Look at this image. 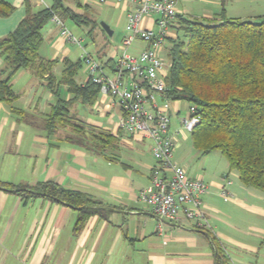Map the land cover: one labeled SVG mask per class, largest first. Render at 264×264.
I'll return each mask as SVG.
<instances>
[{"label": "crops", "instance_id": "0c3cea01", "mask_svg": "<svg viewBox=\"0 0 264 264\" xmlns=\"http://www.w3.org/2000/svg\"><path fill=\"white\" fill-rule=\"evenodd\" d=\"M3 1L14 10L0 18V38L18 26L25 16L26 2L38 11L49 8L53 0ZM135 1L63 0V4L79 14L78 9H85L91 19L95 12L91 2L105 4L119 10L126 19ZM222 9L226 18L255 21L264 17V0H179L176 10L178 15L211 20ZM144 26L155 29L150 19ZM95 33L96 37L93 32L89 37V54L95 55L105 69H112L117 60H112L109 53L113 32L111 36L103 29ZM79 40L82 51V39ZM121 41L116 51L121 52ZM73 45L76 44L60 37L53 20L43 28L38 55L57 62L52 70L57 81L64 59H80ZM88 79L85 66L74 77L79 85ZM10 85L16 98L10 104L0 102V264H215L212 238L228 264H264V195L244 187L236 173L223 176L224 169L216 168L218 163L207 164V155L195 149L202 161L194 166L190 160L192 151L180 144L187 138L184 132L180 140L178 130L171 132L175 142L172 159L185 168L190 178L207 185L201 200L208 231L193 229L181 221L162 220L139 200L155 164L152 142L119 128L122 112L111 97L99 95L92 106H87L74 100L68 86L61 84L57 88L58 96L71 102L70 116L81 123L87 135L99 138L95 141L99 145L96 151L65 140L64 130L47 134L44 121L55 104V96L46 89L45 82L21 69ZM181 102L168 103L170 119L178 118L179 126ZM45 182L88 195L98 203L93 206L97 212L76 229L79 211L43 197L24 204L13 189L2 186L9 184L30 191ZM222 189L228 193L227 199L221 196Z\"/></svg>", "mask_w": 264, "mask_h": 264}, {"label": "trees", "instance_id": "16d2710c", "mask_svg": "<svg viewBox=\"0 0 264 264\" xmlns=\"http://www.w3.org/2000/svg\"><path fill=\"white\" fill-rule=\"evenodd\" d=\"M13 7L0 0V18L13 12ZM85 11V9H84ZM86 12V11H85ZM53 17L62 23L91 26L90 37L99 24L85 13H76L65 6L63 0H53L49 8L33 11L25 3V16L15 30L0 38V102L10 104L16 98L11 89V78L23 69L30 71L46 89L55 96V104L44 122L48 135L57 126H69L74 134L82 133L94 141L66 138L82 147L98 150L96 135H87L81 123L70 116V101L58 96L57 88L63 84L74 100L92 106L99 96V86L88 79L83 85L74 77L83 64L79 59L62 61L61 78L53 75L56 61L39 57L42 30ZM175 39H169L167 58L170 61L163 99L183 101L195 108L197 124L190 132V140L201 155L218 151L226 159L229 172L234 171L239 182L246 188L264 195V17L258 20L230 19L224 10L211 20H200L182 15L175 18ZM100 62V61H99ZM84 65V64H83ZM13 112H15L13 110ZM110 139L107 135L105 136ZM13 189L25 204L28 200L43 197L51 202L79 211L76 229L98 209L88 195L66 190L55 183L45 182L30 188ZM215 264H228L218 243Z\"/></svg>", "mask_w": 264, "mask_h": 264}, {"label": "built area", "instance_id": "2783aa9c", "mask_svg": "<svg viewBox=\"0 0 264 264\" xmlns=\"http://www.w3.org/2000/svg\"><path fill=\"white\" fill-rule=\"evenodd\" d=\"M103 1V0H100ZM179 0H136L135 7L126 14V36L121 41V54L115 61L111 75L105 66L82 49V60L89 79L99 86V95L111 97L122 112L119 128L130 135H140L152 142L151 154L155 161L151 168L150 182L138 197L158 218L181 221L189 227L208 231L210 226L202 203L207 185L197 178H190L185 168L172 159L175 147L174 135L170 133L169 100L163 99L166 78L170 67L167 58L169 39L174 32ZM150 19L154 30L144 26ZM60 37L80 46L76 39L57 18ZM134 41L144 44L136 55L128 49ZM195 108L189 105L188 114L180 119L177 135L191 132L197 124ZM226 184H230L226 181ZM221 196L228 198L222 189Z\"/></svg>", "mask_w": 264, "mask_h": 264}, {"label": "rangeland", "instance_id": "374dc122", "mask_svg": "<svg viewBox=\"0 0 264 264\" xmlns=\"http://www.w3.org/2000/svg\"><path fill=\"white\" fill-rule=\"evenodd\" d=\"M93 9L95 10V12L91 13L93 16V19L98 23H104L106 24L109 29L113 32V35L111 36V41H112V46L109 47V53H110V57L112 58V60H116L117 57L120 56L121 52L120 51H116V47L120 44L121 39L126 36V32H125V23H126V19L124 15H120L119 10L117 9H112L109 8L108 6H106L105 4H100V3H96V2H91ZM75 8H77L75 6ZM92 9V8H91ZM79 12L81 13H85V11H83V9H78ZM87 16H90L88 14H86ZM50 22L47 23V25H49ZM46 25V26H47ZM65 27L66 29L76 38V39H82L81 42V47L83 49H85L86 52L89 53V51L91 52L92 50V42L91 39L89 38V36L87 35V31L91 28V26H85L82 25L81 27L75 25L73 22L71 21H66L65 22ZM96 31H98L97 28L94 29L93 31V36L96 35ZM156 31V29H155ZM98 34V32H97ZM97 36V35H96ZM95 36V37H96ZM144 44H142L139 41H134L132 43V46L130 47V49H128L127 53L129 55H136L138 52L136 50L140 49L141 47H143ZM74 51L77 53L76 57L80 56L82 51L79 48V46L73 45ZM93 55V54H92ZM94 59L97 60V57L95 55H93ZM98 61V60H97ZM84 65H81L80 68V72L81 70H83ZM105 72L108 75H111V70L110 69H106ZM188 108H189V104L186 102H181V113L179 114V119L184 118L187 114H188ZM46 120V119H45ZM45 122V121H44ZM56 129H58L59 131H65L67 133H65L63 135L64 139L66 138H75V139H81L85 140L86 143L88 142L90 145L94 144V141L89 140L88 138H85L82 133H76L75 135H73V133H69L71 132V128L69 126H57ZM180 126L178 123V118L176 119V117L174 116L172 119H170V133L179 130ZM186 135V140H180L183 139L182 135L179 134L178 136V140H180V144L185 145V147H187V149H190L193 153V157L190 159L192 161V164L195 166L196 164L199 165L202 161V158L198 155L197 152H195L191 140H190V133L189 132H184ZM207 155V156H206ZM204 156H206V161L207 164L212 162L213 165H215L216 163L218 167H216L218 170L220 169H224V175L226 173H228L229 177H231V175L233 173H235L234 171L229 172V166L228 163L226 161V159L222 156V154L218 151H214L211 152L209 154H206ZM220 162L222 167H220Z\"/></svg>", "mask_w": 264, "mask_h": 264}, {"label": "water", "instance_id": "95a60500", "mask_svg": "<svg viewBox=\"0 0 264 264\" xmlns=\"http://www.w3.org/2000/svg\"><path fill=\"white\" fill-rule=\"evenodd\" d=\"M100 26L107 33L108 36L112 35V32L110 31L109 27L106 24L100 23ZM88 208H97V207L88 206Z\"/></svg>", "mask_w": 264, "mask_h": 264}]
</instances>
